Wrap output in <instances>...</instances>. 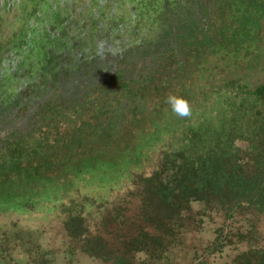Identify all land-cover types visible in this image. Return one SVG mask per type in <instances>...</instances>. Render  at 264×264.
Returning <instances> with one entry per match:
<instances>
[{"label": "trees", "instance_id": "1", "mask_svg": "<svg viewBox=\"0 0 264 264\" xmlns=\"http://www.w3.org/2000/svg\"><path fill=\"white\" fill-rule=\"evenodd\" d=\"M134 171L169 215L264 214V0H0V205L80 221Z\"/></svg>", "mask_w": 264, "mask_h": 264}, {"label": "rangeland", "instance_id": "2", "mask_svg": "<svg viewBox=\"0 0 264 264\" xmlns=\"http://www.w3.org/2000/svg\"><path fill=\"white\" fill-rule=\"evenodd\" d=\"M136 175L85 188L93 206L84 204L80 221L70 220L69 203L0 205V264H264L263 213L194 200L169 215Z\"/></svg>", "mask_w": 264, "mask_h": 264}, {"label": "clouds", "instance_id": "3", "mask_svg": "<svg viewBox=\"0 0 264 264\" xmlns=\"http://www.w3.org/2000/svg\"><path fill=\"white\" fill-rule=\"evenodd\" d=\"M166 102L170 106L173 113L181 118H187L191 115V105L183 97L169 94L166 98Z\"/></svg>", "mask_w": 264, "mask_h": 264}]
</instances>
